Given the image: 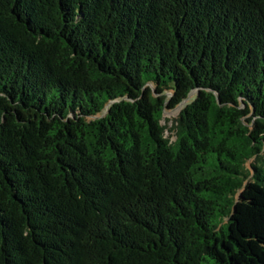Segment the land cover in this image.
<instances>
[{
  "label": "trees",
  "instance_id": "obj_1",
  "mask_svg": "<svg viewBox=\"0 0 264 264\" xmlns=\"http://www.w3.org/2000/svg\"><path fill=\"white\" fill-rule=\"evenodd\" d=\"M0 264H264V0H0Z\"/></svg>",
  "mask_w": 264,
  "mask_h": 264
},
{
  "label": "rangeland",
  "instance_id": "obj_2",
  "mask_svg": "<svg viewBox=\"0 0 264 264\" xmlns=\"http://www.w3.org/2000/svg\"><path fill=\"white\" fill-rule=\"evenodd\" d=\"M178 113H179V109H176V110L167 112L166 113V118H168V119H174L177 116Z\"/></svg>",
  "mask_w": 264,
  "mask_h": 264
}]
</instances>
